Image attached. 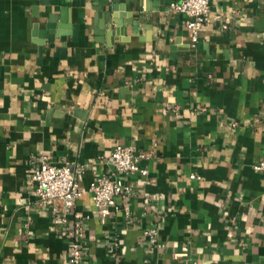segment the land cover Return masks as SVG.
<instances>
[{
    "label": "crops",
    "instance_id": "0c3cea01",
    "mask_svg": "<svg viewBox=\"0 0 264 264\" xmlns=\"http://www.w3.org/2000/svg\"><path fill=\"white\" fill-rule=\"evenodd\" d=\"M175 1L0 0V264H71L70 230L81 264H264V0H210L196 44ZM118 145L152 158L106 218L37 203L42 156L87 189Z\"/></svg>",
    "mask_w": 264,
    "mask_h": 264
},
{
    "label": "built area",
    "instance_id": "2783aa9c",
    "mask_svg": "<svg viewBox=\"0 0 264 264\" xmlns=\"http://www.w3.org/2000/svg\"><path fill=\"white\" fill-rule=\"evenodd\" d=\"M171 9L186 16V25L192 41L198 43L200 33L211 22L210 0H176L171 4ZM214 19L218 21L221 16L216 15ZM151 158L150 154L118 145L108 158L109 164L113 167L111 176L95 180L87 189H83L81 185L85 174L83 167L57 165L47 156H42L41 163L33 174L35 188L32 194L40 206L50 208L57 216L58 203H62L64 217H60L59 220L65 222V217L73 213L77 201L88 193L99 214L106 218L111 210L118 209L117 198H128L132 195V187L126 182V178L137 174L143 177L149 175V169L143 162ZM254 169L264 173V154ZM144 235L151 245L157 243L158 229L149 228L145 230ZM76 236L75 231H69L68 254L71 264H81L84 259L83 248Z\"/></svg>",
    "mask_w": 264,
    "mask_h": 264
},
{
    "label": "water",
    "instance_id": "95a60500",
    "mask_svg": "<svg viewBox=\"0 0 264 264\" xmlns=\"http://www.w3.org/2000/svg\"><path fill=\"white\" fill-rule=\"evenodd\" d=\"M50 19H51V22H53V17H52V16H51ZM53 27H54V24H50V25H49V28H53Z\"/></svg>",
    "mask_w": 264,
    "mask_h": 264
}]
</instances>
